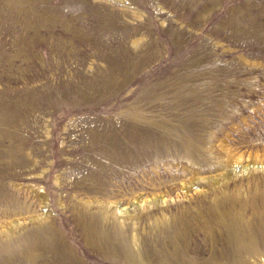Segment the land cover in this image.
Returning a JSON list of instances; mask_svg holds the SVG:
<instances>
[{
    "label": "rangeland",
    "instance_id": "1",
    "mask_svg": "<svg viewBox=\"0 0 264 264\" xmlns=\"http://www.w3.org/2000/svg\"><path fill=\"white\" fill-rule=\"evenodd\" d=\"M0 264H264V0H0Z\"/></svg>",
    "mask_w": 264,
    "mask_h": 264
},
{
    "label": "bare ground",
    "instance_id": "2",
    "mask_svg": "<svg viewBox=\"0 0 264 264\" xmlns=\"http://www.w3.org/2000/svg\"><path fill=\"white\" fill-rule=\"evenodd\" d=\"M231 224H232V227L226 229L228 239L231 241L232 240H236V241L244 240L246 238V234H244L243 231L239 232V231H235L232 229L233 226H235L237 224L235 221H231ZM175 237H177V236H174V239H175ZM225 237L226 236H223V238H225ZM229 250L236 252L237 248L236 247L229 248Z\"/></svg>",
    "mask_w": 264,
    "mask_h": 264
}]
</instances>
